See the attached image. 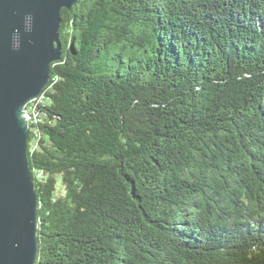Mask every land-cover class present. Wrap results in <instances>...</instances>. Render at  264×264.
I'll list each match as a JSON object with an SVG mask.
<instances>
[{"label": "trees", "instance_id": "trees-1", "mask_svg": "<svg viewBox=\"0 0 264 264\" xmlns=\"http://www.w3.org/2000/svg\"><path fill=\"white\" fill-rule=\"evenodd\" d=\"M29 123L36 264H264V0H79Z\"/></svg>", "mask_w": 264, "mask_h": 264}, {"label": "water", "instance_id": "water-1", "mask_svg": "<svg viewBox=\"0 0 264 264\" xmlns=\"http://www.w3.org/2000/svg\"><path fill=\"white\" fill-rule=\"evenodd\" d=\"M79 0H0V264H36L39 199L26 106L62 58L61 11Z\"/></svg>", "mask_w": 264, "mask_h": 264}, {"label": "built area", "instance_id": "built-area-1", "mask_svg": "<svg viewBox=\"0 0 264 264\" xmlns=\"http://www.w3.org/2000/svg\"><path fill=\"white\" fill-rule=\"evenodd\" d=\"M43 102V98L40 99V97L37 99H34L33 101L29 102L26 106V114L27 116V122L28 124L32 121L34 122H38L40 121V119L38 118L37 115V105L38 103H42Z\"/></svg>", "mask_w": 264, "mask_h": 264}]
</instances>
